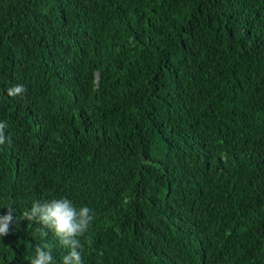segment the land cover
Listing matches in <instances>:
<instances>
[{"label":"trees","instance_id":"16d2710c","mask_svg":"<svg viewBox=\"0 0 264 264\" xmlns=\"http://www.w3.org/2000/svg\"><path fill=\"white\" fill-rule=\"evenodd\" d=\"M0 122V214L88 207L82 264H264V0H0Z\"/></svg>","mask_w":264,"mask_h":264},{"label":"clouds","instance_id":"9594fccd","mask_svg":"<svg viewBox=\"0 0 264 264\" xmlns=\"http://www.w3.org/2000/svg\"><path fill=\"white\" fill-rule=\"evenodd\" d=\"M25 93L26 88L22 84H17L7 90L9 97L23 98ZM6 128L7 124L0 122V145H3L8 139L5 135ZM6 208L7 211L0 214V238L11 234L13 224L19 227L21 219L34 221L44 228L51 229L60 244L69 249L68 253L63 256L61 264H82L80 237L88 232L94 219L91 209L86 206L77 209L67 198L53 199L47 202L36 201L30 210L24 212L19 218L15 215L11 205ZM53 259L50 246H37L30 264H53Z\"/></svg>","mask_w":264,"mask_h":264}]
</instances>
